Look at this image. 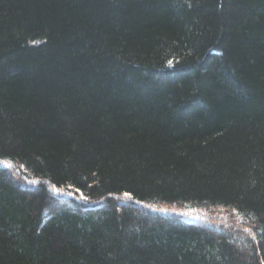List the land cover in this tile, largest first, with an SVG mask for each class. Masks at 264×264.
<instances>
[{
	"label": "trees",
	"instance_id": "trees-1",
	"mask_svg": "<svg viewBox=\"0 0 264 264\" xmlns=\"http://www.w3.org/2000/svg\"><path fill=\"white\" fill-rule=\"evenodd\" d=\"M0 264H264V0H0Z\"/></svg>",
	"mask_w": 264,
	"mask_h": 264
},
{
	"label": "snow or ice",
	"instance_id": "snow-or-ice-1",
	"mask_svg": "<svg viewBox=\"0 0 264 264\" xmlns=\"http://www.w3.org/2000/svg\"><path fill=\"white\" fill-rule=\"evenodd\" d=\"M127 195V194H126Z\"/></svg>",
	"mask_w": 264,
	"mask_h": 264
}]
</instances>
